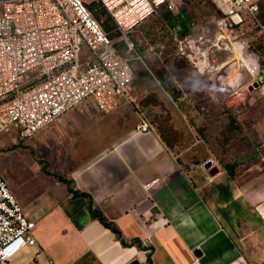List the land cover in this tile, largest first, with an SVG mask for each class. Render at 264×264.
I'll use <instances>...</instances> for the list:
<instances>
[{"label":"crops","instance_id":"obj_1","mask_svg":"<svg viewBox=\"0 0 264 264\" xmlns=\"http://www.w3.org/2000/svg\"><path fill=\"white\" fill-rule=\"evenodd\" d=\"M261 23L245 15L238 32L242 55L253 56L257 64L250 79L257 86L239 93L238 109L230 104L223 114L218 110L221 93L234 90L230 73L222 84L202 77L195 93L188 89L193 84L184 69L180 98L193 92L196 105L188 100L180 105L178 130L195 138L178 154L152 127L137 131L140 116L148 119L140 108L128 109L132 95L141 94V87L132 92L130 85L110 112L85 101L25 145L8 137L10 148L0 150V174L34 222L35 244L21 248L6 264L264 263V249H251L258 238L264 240ZM253 25L259 27L255 32ZM229 96L230 101L237 95ZM229 122L234 127L223 143L220 130ZM54 175L71 179L73 189L83 194L72 195ZM94 213L113 223L126 245Z\"/></svg>","mask_w":264,"mask_h":264},{"label":"built area","instance_id":"obj_2","mask_svg":"<svg viewBox=\"0 0 264 264\" xmlns=\"http://www.w3.org/2000/svg\"><path fill=\"white\" fill-rule=\"evenodd\" d=\"M95 1L111 17L117 39L101 29L85 0H0V131L15 127L19 138H31L85 101L112 111L132 79L129 60L138 57L130 33L160 9L175 13L182 0ZM209 1L220 15L203 18L199 31L168 33L176 54L198 74L219 82L234 71L231 95L241 93L252 85L257 64L253 56L242 55L238 32L245 15L262 24L257 14L264 0ZM116 40L123 42L122 53ZM151 127L140 116L137 131ZM33 227L0 174V264L35 244Z\"/></svg>","mask_w":264,"mask_h":264},{"label":"rangeland","instance_id":"obj_3","mask_svg":"<svg viewBox=\"0 0 264 264\" xmlns=\"http://www.w3.org/2000/svg\"><path fill=\"white\" fill-rule=\"evenodd\" d=\"M85 1L89 2L90 0ZM212 15L213 7L209 3V0H182L177 3V11L175 13L169 14L160 9L156 14H153L144 22L140 23L135 30L130 33V38L136 43L134 47L138 53V57L130 58V65L136 79H134V85L136 86H134L135 88L133 87L131 91L134 92L137 85H142V89H140L141 94L138 96L131 94L134 103L131 102V106L128 103V109L134 107V104L138 106V102L144 96H151V94H154L156 98H152H154L157 103L154 102L155 104H152L148 101L145 106H142L140 111L150 122L156 124L161 122L167 123L176 127L178 130L180 125V105L184 104L185 100H188L189 104L196 105L195 97L192 99L194 96L193 92L191 93L189 91L188 96L184 94V96L181 97L182 99L180 98V82H183L186 78L184 69L188 68V78L192 79L191 84L193 85L188 89H193L195 93L196 89L201 85L198 84L197 86L195 84L197 82L202 83L201 79L205 76H199L200 74L198 75L192 65L188 64L183 58H180L176 54L174 40L168 32L170 30L175 34V37H178V34L184 30L192 31L196 29L199 31L202 19ZM260 20L264 22V2L260 6ZM257 29H259L258 26H252V31L255 32ZM117 37L118 35L115 39H117ZM142 70H146L147 76H141L139 78L136 72H142ZM231 73L232 71H230V74ZM182 88V91L185 92L184 86ZM241 90L246 91L247 88ZM172 92H176V98L174 100L171 98ZM231 92L232 91L226 90L224 93H221L223 97L220 98L218 107L220 114L226 111L225 105L228 106L231 104L233 107H236V109L241 105L242 101L239 100L241 98L239 94L240 91H236L233 95L237 96L229 101V99L232 98L229 96L232 94ZM138 107L140 108V106ZM209 109H211L210 105ZM221 117H223V115ZM8 137H17V140L24 145L30 139L19 138L17 129L15 127H9L6 130L0 131V150L10 148L11 144L7 139ZM194 138V135H188L187 137L183 135V140L175 143L173 151L178 154L180 149L185 147V144L191 143ZM31 149L30 152L35 156V148L32 147ZM1 157L2 154L0 155V158ZM255 243H257L256 247H251L253 251L259 253V251L264 249L263 239L258 238ZM261 264L264 263L262 262Z\"/></svg>","mask_w":264,"mask_h":264},{"label":"trees","instance_id":"obj_4","mask_svg":"<svg viewBox=\"0 0 264 264\" xmlns=\"http://www.w3.org/2000/svg\"><path fill=\"white\" fill-rule=\"evenodd\" d=\"M210 3V1H209ZM211 4V3H210ZM84 5L85 7L89 10V12L91 13V15L95 18V20L97 21V23L99 24V26L101 27V29L107 34V36L111 39H115V37L118 35V32L115 30V27H114V23L111 19V17L107 14L106 10L104 9V7L100 4V2L98 1H95V0H90L89 2H84ZM212 5V4H211ZM213 15H220V11L218 9H216L213 5ZM185 32L184 31H181V33ZM114 45L115 47L117 48V50L119 52L122 53L123 51V42L121 40H116L114 42ZM134 45H136V43L134 42ZM129 64H130V60H129ZM131 67V65H130ZM132 69V67H131ZM133 72V70H132ZM136 74L139 75V78L142 76H147V72L146 70H142V72H136ZM135 74V75H136ZM199 75V74H198ZM201 76V75H199ZM134 74L132 76V79L129 83L130 86H136L134 85L135 82H134ZM136 80V79H135ZM139 87H141L142 89V85H137ZM152 97H155L154 94H151L148 95V96H144L142 99H140V101L138 102V106H140V109L142 108V106L149 101L151 102L152 104H155L157 103V101L154 100V98ZM171 98L174 100L176 98V92H172L171 93ZM155 102V103H154ZM138 106H135V109L136 108H139ZM140 111V110H138ZM142 113V112H141ZM148 119V118H147ZM148 122L150 123V125L152 126V128L154 130H156L159 138L165 143V145L167 147H169L170 149L173 150V147L175 146V143L176 142H181V140H183V134L174 128V126L172 125H169L167 123H154V122H150L148 120ZM234 127L233 124H231L230 122L225 124L221 130H220V135H221V142L225 143L228 138H229V133L231 131V129ZM54 177L61 181L62 183L65 184L66 186V189L67 191L71 192L72 195H81L83 193L81 192H78L76 190L73 189L72 187V181L71 179L65 177V176H60V175H54ZM95 216V218L103 225L105 226L106 228H108L111 232H113L115 238L122 244V245H126L125 242H123L121 236H120V233L119 231L115 228V226L113 225V223L111 222H108L106 221L99 213H94L93 214ZM131 243H135L137 245L138 244V240L137 239H133L131 240Z\"/></svg>","mask_w":264,"mask_h":264},{"label":"water","instance_id":"obj_5","mask_svg":"<svg viewBox=\"0 0 264 264\" xmlns=\"http://www.w3.org/2000/svg\"><path fill=\"white\" fill-rule=\"evenodd\" d=\"M256 87L257 86V82H254V84H252L250 87ZM205 167H207V166H205ZM128 264H139L138 262H137V260L136 259H132Z\"/></svg>","mask_w":264,"mask_h":264},{"label":"bare ground","instance_id":"obj_6","mask_svg":"<svg viewBox=\"0 0 264 264\" xmlns=\"http://www.w3.org/2000/svg\"><path fill=\"white\" fill-rule=\"evenodd\" d=\"M233 75H234V73H233ZM226 78H227V77H225L224 79H223V77H222V78H219V83L222 84V82H224V81L226 80ZM241 94H242V93H241Z\"/></svg>","mask_w":264,"mask_h":264}]
</instances>
